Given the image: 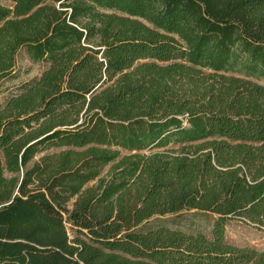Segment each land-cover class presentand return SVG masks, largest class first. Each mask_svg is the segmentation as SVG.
I'll return each mask as SVG.
<instances>
[{"label": "trees", "instance_id": "16d2710c", "mask_svg": "<svg viewBox=\"0 0 264 264\" xmlns=\"http://www.w3.org/2000/svg\"><path fill=\"white\" fill-rule=\"evenodd\" d=\"M10 2L0 84L48 66L0 106V264H264L225 240L264 227V0Z\"/></svg>", "mask_w": 264, "mask_h": 264}, {"label": "rangeland", "instance_id": "374dc122", "mask_svg": "<svg viewBox=\"0 0 264 264\" xmlns=\"http://www.w3.org/2000/svg\"><path fill=\"white\" fill-rule=\"evenodd\" d=\"M0 3L5 6L12 5L10 0H0ZM47 66L44 62H33L26 50L21 49L17 54L13 73L0 84V106L11 96L18 94L23 85L39 77ZM257 82L264 85V79L257 80ZM168 148H176V146H169ZM54 151L56 150L52 149L49 152ZM108 169L109 167L105 168L104 174ZM214 219L215 216L212 214L191 211L154 218L152 224H165L169 228L182 230L186 233L202 232L210 236ZM67 232L70 237L75 236V231L70 225H67ZM225 240L227 243L237 247L264 251V227H259L239 218H233L226 223Z\"/></svg>", "mask_w": 264, "mask_h": 264}]
</instances>
